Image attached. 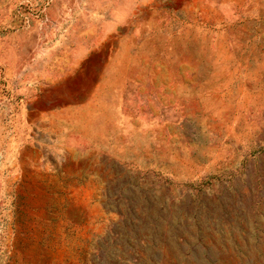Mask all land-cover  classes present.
I'll list each match as a JSON object with an SVG mask.
<instances>
[{
    "label": "rangeland",
    "instance_id": "374dc122",
    "mask_svg": "<svg viewBox=\"0 0 264 264\" xmlns=\"http://www.w3.org/2000/svg\"><path fill=\"white\" fill-rule=\"evenodd\" d=\"M0 264H264V0H0Z\"/></svg>",
    "mask_w": 264,
    "mask_h": 264
}]
</instances>
